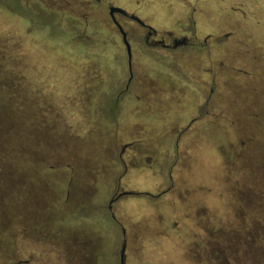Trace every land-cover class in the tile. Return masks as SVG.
<instances>
[{
	"label": "rangeland",
	"instance_id": "obj_1",
	"mask_svg": "<svg viewBox=\"0 0 264 264\" xmlns=\"http://www.w3.org/2000/svg\"><path fill=\"white\" fill-rule=\"evenodd\" d=\"M6 108L0 264H264V0H0Z\"/></svg>",
	"mask_w": 264,
	"mask_h": 264
},
{
	"label": "water",
	"instance_id": "obj_2",
	"mask_svg": "<svg viewBox=\"0 0 264 264\" xmlns=\"http://www.w3.org/2000/svg\"><path fill=\"white\" fill-rule=\"evenodd\" d=\"M115 14H119V15H123V16H128L129 19L135 21L136 23H138L139 25L141 26H145V24L136 16L134 15H128L127 12H125L123 9L121 8H118V7H114V6H110L109 7V15H110V18L112 20V22L114 23V25L118 28L121 36H122V42L126 48V54H127V61H128V65H129V68L131 67V59H132V56H131V47H130V44L128 43L127 41V38H126V33L123 31L122 27L120 26V24L116 21L115 19ZM177 45H182L184 43L183 40H177L175 42ZM131 195H135V193L133 192H121L119 193L115 198L111 199L110 203H109V209H111V204L116 201L117 199L121 198V197H124V196H131ZM122 233H123V241H122V244H121V248H120V251H119V264H125V249H126V240H125V232L124 230H122Z\"/></svg>",
	"mask_w": 264,
	"mask_h": 264
},
{
	"label": "crops",
	"instance_id": "obj_3",
	"mask_svg": "<svg viewBox=\"0 0 264 264\" xmlns=\"http://www.w3.org/2000/svg\"><path fill=\"white\" fill-rule=\"evenodd\" d=\"M51 170H53V168H51ZM125 192H130V191H125ZM121 193V192H120ZM134 193V192H133ZM136 195H139V194H136L135 193V195H131V196H136ZM147 196H148V194H147ZM125 197V196H124ZM62 198L63 199H66V197H65V194H64V197H63V195H62ZM115 198V197H114ZM122 198V197H121ZM120 199V198H119ZM118 200V199H117ZM110 203V202H109ZM10 207V206H9ZM7 208V207H6ZM109 210H111V209H109ZM113 217V216H112ZM176 222V224H178V222L177 221H175ZM203 231H205L206 232V230H203ZM26 237H31V236H26ZM31 238H33V237H31ZM34 240L36 241V242H41V243H44V244H47V245H49V246H51V248H53V249H55V251H59L61 254H62V258H63V256H64V249H63V247H62V245L60 244V243H57V242H54L52 239H49V238H43V237H38V238H34ZM195 246H196V244H195ZM193 247V249H188L187 248V250H186V252H187V254H189V257L191 258V257H193V255H195L194 253L195 252H197V246L196 247ZM199 250V249H198ZM22 251H23V253H24V255H23V257H20V259L22 260V261H27V257H30V256H36V255H38V253L36 252V251H34V250H31V249H29V250H27V249H25V248H22ZM203 254H205V257L203 258L202 257V260H204L205 262H204V264H210L209 263V254L207 253V252H205V250L203 249ZM199 253V252H198ZM159 254H162V250L161 251H159ZM200 255V254H199ZM134 257V256H133ZM206 260H208L207 262H206ZM214 264V263H213Z\"/></svg>",
	"mask_w": 264,
	"mask_h": 264
},
{
	"label": "trees",
	"instance_id": "obj_4",
	"mask_svg": "<svg viewBox=\"0 0 264 264\" xmlns=\"http://www.w3.org/2000/svg\"><path fill=\"white\" fill-rule=\"evenodd\" d=\"M29 116V115H28ZM0 124H4L6 125L7 127H19L23 124H25L23 121H22V115L21 113L19 112V110H15V109H5V110H2L0 111ZM7 129V132H10V133H6V134H12V133H15L17 132V130H14L13 132H11V128H6ZM2 165L0 163V174L2 173ZM2 188L3 190H10V185H9V182L7 183H3L2 184ZM248 228V227H247ZM250 230V228H248ZM246 232V231H245ZM250 233V232H249ZM218 253L221 254V252L219 251ZM214 254V257L216 256H219V254ZM222 255V254H221ZM220 255V256H221ZM225 262V261H224ZM223 264V263H222Z\"/></svg>",
	"mask_w": 264,
	"mask_h": 264
},
{
	"label": "flooded vegetation",
	"instance_id": "obj_5",
	"mask_svg": "<svg viewBox=\"0 0 264 264\" xmlns=\"http://www.w3.org/2000/svg\"><path fill=\"white\" fill-rule=\"evenodd\" d=\"M123 16V15H122ZM125 18H128V16H123ZM141 26V25H140ZM143 28H145L147 30V35H146V39H145V43L147 45H152V46H156L157 48L161 49V50H171V49H174L176 48L178 45L175 43L177 40L176 39H173L172 40V45H168L167 43L164 42V39L163 38H160V39H154V37L157 35L156 32L151 29V27L149 26H141ZM118 29V28H117ZM119 31V30H118ZM126 38H127V34H126ZM152 39V41H150ZM180 40H183L184 43L181 45V46H184V45H190L189 41L186 39V38H182ZM132 51V50H131ZM128 69H129V79H128V84L126 85L125 89L120 91L119 94H122L125 90H127L128 88V85L132 79V76H131V67L129 68V65H128ZM109 209V207H108Z\"/></svg>",
	"mask_w": 264,
	"mask_h": 264
}]
</instances>
